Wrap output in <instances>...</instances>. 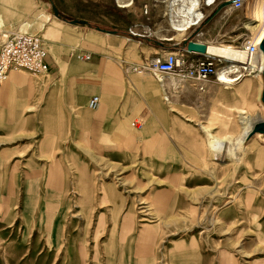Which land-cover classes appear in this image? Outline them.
I'll use <instances>...</instances> for the list:
<instances>
[{"label": "rangeland", "instance_id": "obj_1", "mask_svg": "<svg viewBox=\"0 0 264 264\" xmlns=\"http://www.w3.org/2000/svg\"><path fill=\"white\" fill-rule=\"evenodd\" d=\"M170 1L0 0V30L38 35L50 67L45 75L13 71L0 83V264H264V74L233 85L210 79L201 90L192 80L168 87L179 79L168 76L163 87L153 71L130 69L142 64L140 47L157 52L158 43L180 56L197 38L238 47L251 37L244 24L257 0H245L239 11L225 5L232 0H199L205 18L184 36L171 28ZM53 8L91 27L65 22L66 34L57 35ZM81 53L92 59H78ZM13 74L38 84L11 89ZM247 81L252 89L241 103ZM77 95L86 102L77 104ZM91 95L101 97L96 110L88 107ZM234 104L247 119L231 111ZM203 126L218 137L214 148ZM161 163L168 174L156 172ZM166 189L172 199L159 205ZM142 206L153 218L145 222L155 226L153 239L117 233L109 241L110 222L130 212L137 226ZM114 241L127 246L114 249ZM183 248L189 257L181 263Z\"/></svg>", "mask_w": 264, "mask_h": 264}, {"label": "built area", "instance_id": "obj_2", "mask_svg": "<svg viewBox=\"0 0 264 264\" xmlns=\"http://www.w3.org/2000/svg\"><path fill=\"white\" fill-rule=\"evenodd\" d=\"M216 0H213L212 4ZM210 4V5H212ZM245 0H232L231 7L235 11L242 10ZM261 44L246 38L236 47L246 57L247 63L239 65L240 75H252L263 73L264 62L262 61ZM186 56H180L175 51L156 54L141 66L131 67V71L136 74H144L153 71L155 75L163 77H178L179 80H192L202 90L203 85L210 79L219 80V72H226L231 75L228 62L220 58L210 57L202 54H194L188 50ZM49 53L44 42L38 35L25 33L19 30H0V83L8 78L10 72L24 71L31 75H45L50 72L48 64ZM77 58L82 61H90L92 55L89 53L77 54ZM168 97H166V100ZM101 99L94 95L88 101V107L92 110L99 108ZM139 121L133 126H141Z\"/></svg>", "mask_w": 264, "mask_h": 264}, {"label": "bare ground", "instance_id": "obj_3", "mask_svg": "<svg viewBox=\"0 0 264 264\" xmlns=\"http://www.w3.org/2000/svg\"><path fill=\"white\" fill-rule=\"evenodd\" d=\"M212 2L213 0H207V5L212 4ZM126 6L127 5H125V7ZM168 14H169L171 28L174 32H176L178 36H184L185 34H187V32L192 27L199 25L205 18L204 13L199 8V0H172L168 4ZM250 16H251V20L249 22H246L244 26L251 33L250 40L256 42L257 44H261L262 41L264 40V0L256 1ZM0 26H2L1 20H0ZM17 30L25 31L24 28ZM100 33H104V32H100ZM104 34L113 35L109 33H104ZM163 51L165 52V50ZM166 52H170V51H166ZM192 53L200 54L195 51H193ZM205 54L206 56L220 58L221 60L228 62L229 65H231L230 66L231 75H227L226 72L223 71L219 72L218 76L222 84L233 85L242 79L243 76L240 75V72L238 71L239 65L242 63L243 64L247 63V61L245 55L239 52L235 46L223 44V43L210 44L209 46H206ZM262 61L264 62V54H262ZM157 75H159L160 82L166 84L165 79L168 78L166 77L164 78L160 74ZM170 79L171 80L167 81L168 87L171 86L174 88H178L182 84L181 80L177 78H170ZM251 89H252V82L251 81L245 82V85L239 92L240 94L239 101H241V103H244L245 101L248 100V95ZM261 96L262 95L259 96L260 99ZM230 109L232 112H236L242 118L244 119L248 118V116L246 115L247 111L242 106H238L237 104H234L231 106ZM260 123L264 124V120L260 121ZM253 128L254 127L252 126L249 128V130L245 133L242 141L248 140L251 137V132ZM203 129L204 131L208 132L210 138H212L210 143L212 145V148H214L215 144L218 142L217 139L218 137L210 133L212 131L210 127L203 126ZM259 132L264 134V129H261Z\"/></svg>", "mask_w": 264, "mask_h": 264}, {"label": "crops", "instance_id": "obj_4", "mask_svg": "<svg viewBox=\"0 0 264 264\" xmlns=\"http://www.w3.org/2000/svg\"><path fill=\"white\" fill-rule=\"evenodd\" d=\"M229 22H230V17L227 18V20H226V22L224 24H229ZM64 24H67V23H65L63 20L57 19V21H55L54 24H53V29L52 30L57 35H64L66 33L61 28V26L64 25ZM2 26H3V24H2ZM57 32H59V33H57ZM98 33L100 35H104V36L118 37V35H108V34H104V33H100V32H98ZM203 34H201V35H203ZM220 35H222V34H219V32H218V33L214 34L211 37L217 38ZM128 40H130V39H128ZM197 40H198V42H200V43H202V44H204L206 46H209L210 44H214V43H210V42L206 43L205 41H203L200 38H197ZM163 45H165V47H168L167 44H163ZM150 48H152V47L147 46L146 49L145 48L142 49V47H140L139 53H140V60H141L142 64H140L139 61H136L134 63V65H137V66L143 65V64H145L148 61V59H149L148 56L150 54L151 55L161 54V52L164 50V49H162V47H157V48L154 47V49L158 50L156 52V51H152ZM166 51H170V50L169 49H165V52ZM179 51H182V50H179ZM60 70L62 72L63 71V68L60 67ZM16 75L15 74L11 75L10 80H9V84H7V85H10L11 86V89H12V87L14 88V85L16 83L17 84H19V83L20 84L26 83L29 87H30V85H37L38 84V81H36V83L34 81H30V80L27 81L23 76H20V78H19ZM156 76H157L158 81L160 82L159 75H156ZM145 79H148V78H145ZM161 86L164 87L165 84L161 83ZM164 90H165V88H164ZM87 95H82V96L77 95V96H75V101L77 102V104H83V103H85L86 102V99H87ZM97 96H99V95H97ZM91 97H92V95L89 97V99ZM89 99H88V101H89ZM100 99H101V97H100ZM16 114H17V112H16ZM89 120H90L89 118L83 119V121L86 122V124L89 123ZM85 133H86L87 137L90 136V132L89 131H87ZM156 172H158V173L165 172V173L168 174L169 173V166L168 165H165V164H162V163L161 164H157L156 165ZM166 177H168V176H166ZM53 185L54 186L57 185V177H54ZM49 191H53V189L50 188ZM172 195H173L172 191L169 190V189H166L164 192H162L161 194H159L157 196L156 203H158L159 205H161L165 201V205H166V204H168L171 201ZM104 198H105V196L103 194H101L99 196V200L97 199L99 205L103 206L105 204ZM92 200H94V195L89 196L87 202L92 201ZM143 203H144V201L142 199L139 200V204H143ZM112 207H113V209H115L116 208V205L114 204ZM131 207H133V206H131ZM132 209L133 208H131V210ZM138 209L140 210V216H139V219L140 220L138 221V225L137 226H133V223L131 222L132 218H131L130 212L122 218V220L120 221V223L117 220L110 222V226L106 230V232H105V229H104L105 235L109 237L108 238L109 241L111 240V237L114 238V236H116L117 233H118V236L122 240H125L128 237H132V238L138 239V241L140 243H143V242H149L151 239H153V232H154L153 230H154V227L155 226H151V225H148V224L145 223L148 220H151L153 218L149 214H147V208L145 206L139 207ZM102 213L101 212L99 213L98 222L96 223V229L98 227H101L102 226V223H103V221L101 219ZM117 230H118V232H117ZM114 244H115L114 249L119 248L121 245L127 246L124 242H121V241H119V242L114 241ZM105 249H107V248L105 247ZM129 250H132V247H129ZM190 250L191 251L194 250L193 245L191 246V249ZM188 252H189V250H186V248H183L179 252L178 256L181 259V263L185 262L188 259V257H189ZM149 263H150L149 260L146 259V260H144V263L136 262L135 264H149Z\"/></svg>", "mask_w": 264, "mask_h": 264}, {"label": "water", "instance_id": "obj_5", "mask_svg": "<svg viewBox=\"0 0 264 264\" xmlns=\"http://www.w3.org/2000/svg\"><path fill=\"white\" fill-rule=\"evenodd\" d=\"M228 4H231V1H230V2H227L225 5H228ZM225 5H220L219 8H218V11H220L223 7H225ZM53 11H54L55 16H56L58 19L63 20L64 22H69V23L72 24V25H81V26H89V27H91V26L89 25V23H87V21H84V20L67 21L66 19L62 18V17L59 15L58 11H57L55 8H53ZM97 31L104 32V33H109V34H113V35H116V34H117L116 31H109V30H105V29H101V28H97ZM185 42H186V41H185ZM158 46H159V47H162V49H164V50H165V49H169V48H167V47H164L163 44H161V43H158ZM260 49H261L262 53L264 54V40L262 41V43H261V45H260ZM169 50H170V49H169ZM186 50H188V51H190V52L195 51V52H198V53H200V54L206 55V54H205V52H206V45H204V44H200V43H198V42H192V41H190V42L188 43V45H187V49H186ZM263 74H264V70H263ZM258 129H259V130L264 129V124L261 123V124L259 125Z\"/></svg>", "mask_w": 264, "mask_h": 264}]
</instances>
